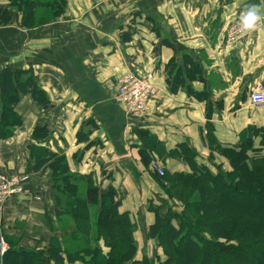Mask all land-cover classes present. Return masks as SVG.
<instances>
[{"label":"crops","instance_id":"obj_1","mask_svg":"<svg viewBox=\"0 0 264 264\" xmlns=\"http://www.w3.org/2000/svg\"><path fill=\"white\" fill-rule=\"evenodd\" d=\"M65 1L63 13L52 23L29 30L14 14L11 24L0 25V70L28 69L51 104L44 108L30 94L22 96L15 107L22 124L0 140V172H32L29 186L34 190L7 201L0 238L9 232L12 245L42 247L52 236H61L49 170L34 171L28 158L30 144L51 150L58 144L71 173L90 175L101 193L114 189L119 210L129 214L140 234L135 237L136 257L153 256L159 250L147 248L153 244L147 237L154 221L149 207L164 211L175 201L158 189L151 162H159L165 172L189 171L184 160L169 153L184 143L197 153V163L213 171L230 170L208 145L205 102L183 88L169 91L170 60L179 65L187 53L198 62L203 80L189 83L195 91L209 93L215 142L237 148L248 126H264V105L248 103L251 90L264 86V25L235 44L225 42L224 31L241 9L256 5L264 14V0ZM0 8H8V1L0 0ZM129 70L153 72L160 90L144 118L129 117L113 99L118 79ZM89 120L94 127L86 124ZM38 124L51 130L44 143L32 138ZM81 127L89 130L91 144L77 141ZM144 132L151 136L143 147L148 165L139 151ZM124 156L130 160L121 161Z\"/></svg>","mask_w":264,"mask_h":264},{"label":"trees","instance_id":"obj_2","mask_svg":"<svg viewBox=\"0 0 264 264\" xmlns=\"http://www.w3.org/2000/svg\"><path fill=\"white\" fill-rule=\"evenodd\" d=\"M8 4V8H0V25L11 24L16 14L20 25L30 30L55 21L63 13L66 1L8 0ZM182 58L179 65L170 60L168 89L176 92L183 88L205 102L208 145L228 160L231 169L223 171L218 167L213 171L197 163V153L184 143L169 152L190 168L163 175L170 195L167 198L177 203L175 207L168 203L164 211L149 207L154 221L147 237L156 239L163 253L157 264H264V126H248L241 132L237 148L216 144L209 93L195 91L189 83L203 80L202 70L189 54L184 53ZM31 74L28 69L0 70V140L11 137L22 124L15 108L22 96L30 94L44 108L51 107ZM86 124L95 126L92 120ZM144 133L139 151L144 165H148L150 158L143 147L149 145L144 140L151 136ZM48 135L51 130L47 124L36 125L32 132L38 143L46 142ZM77 141L91 144L89 130L81 127ZM30 145L33 170H49L56 218L66 215L72 217V223L61 233L60 240L50 241L46 250L10 247L3 264H11L7 257H16L18 264H156L145 255L136 257L135 225L127 212L119 210L120 202L112 187L101 193L90 175L70 172L63 153ZM92 210L94 225L90 223ZM103 246L107 247L106 252Z\"/></svg>","mask_w":264,"mask_h":264},{"label":"built area","instance_id":"obj_3","mask_svg":"<svg viewBox=\"0 0 264 264\" xmlns=\"http://www.w3.org/2000/svg\"><path fill=\"white\" fill-rule=\"evenodd\" d=\"M246 9L237 12L235 19L227 24L224 31L225 42L235 44L241 39L251 38L253 33L263 27L264 15L256 27L247 32L241 29V17ZM159 88L154 84V73L151 71H131L122 75L118 81L113 94L115 102L123 108L124 112L131 118H144L150 110V102ZM248 103L256 108L264 105V86L258 85L249 94ZM150 168L155 173L163 176L165 171L157 161H152ZM29 174H15L8 176L0 172V215L5 204L17 195H33L34 190L29 186ZM4 242L0 238V257L4 252Z\"/></svg>","mask_w":264,"mask_h":264},{"label":"rangeland","instance_id":"obj_4","mask_svg":"<svg viewBox=\"0 0 264 264\" xmlns=\"http://www.w3.org/2000/svg\"><path fill=\"white\" fill-rule=\"evenodd\" d=\"M8 1V0H7ZM8 6H9V4H8ZM159 92H160V90H159ZM159 95V93L158 94H155L154 96H153V98H155L156 96H158ZM152 98V99H153ZM51 136V135H50ZM49 135H48V138L50 137ZM52 152H54V153H56V154H62L63 153V151H62V148L60 147V146H58V144L56 145V148L55 149H53V151ZM221 156H223V155H221ZM31 154H30V149H29V161L31 162V164L33 165V161H32V159H31ZM224 157V156H223ZM225 158V157H224ZM226 159V158H225ZM227 160V159H226ZM227 162H228V160H227ZM228 165H229V167H230V164H229V162H228ZM230 169H231V167H230ZM44 170H46L45 168H43V169H41L40 171L42 172V171H44ZM8 176H13V175H15V174H29V175H31L32 174V172H30V171H28V170H26V169H23V170H18V171H16V172H5ZM165 173H167V172H165ZM164 173V174H165ZM50 173L48 172V177L50 176L49 175ZM151 176H152V178L154 179V181L158 184V189L165 195V197H168V196H170L169 195V192H168V186H167V183H165L164 181H163V176H161V175H159L158 173H152L151 174ZM49 180H50V183H51V179L49 178ZM53 205H54V198H53ZM180 210H182V204L180 203ZM94 212H93V210L91 211V216H90V223H92V225H94V221H95V218H94V214H93ZM3 216V211L1 212V215H0V217H2ZM68 218L69 219H65L66 221H67V226L65 227L64 226V221H62V219H59V218H56V219H58L57 220V227L59 228V230H60V232L62 233L63 231H67L68 229H66L71 223H72V217H69L68 216ZM151 225V224H150ZM150 227V226H149ZM149 227H148V230H149ZM136 230L137 229H134V231H133V235H135L134 236V240H136L137 238L138 239H140V234H139V232H137L136 234H135V232H136ZM147 230V231H148ZM13 236H11V235H9V232H4V233H2V240H3V242H4V252L2 253V255H1V257H0V264H3V262H4V258H6V257H4V255H5V252H6V250H9V248L10 247H14V248H18V249H25V250H34V251H37V250H46V249H48L49 248V243H50V241L53 239V238H55V236L53 237H51L50 238V241H49V243L48 244H46V245H42V247H40L39 245H35V246H33V247H28V245H26L25 247H20V246H16V245H12L10 242V240H11V238H12ZM135 237H136V239H135ZM57 239H59L60 240V237L59 238H57ZM148 239L149 240H151V242L153 243L152 244V246H150V245H148V249H154V247H155V249L156 248H158L157 246V240L156 239H154V238H151L150 239V237H148ZM6 241H9V242H6ZM137 242V240L135 241V243ZM101 244H103L102 242H101ZM153 245H154V247H153ZM103 248V251L104 252H106L108 249H107V247H105V246H103L102 247ZM154 249V250H155ZM138 250V246H137V243H136V251ZM158 250H159V253H154V255L152 256V254H151V252H150V257L149 258H151V259H154L155 260V263L157 264V262H158V258H160V257H163V253H162V251H161V249L160 248H158ZM159 254V255H158ZM7 261H8V263H11V264H18V259H16V257H7ZM75 263H80V262H78V261H76ZM67 264V263H66ZM74 264V263H73Z\"/></svg>","mask_w":264,"mask_h":264},{"label":"clouds","instance_id":"obj_5","mask_svg":"<svg viewBox=\"0 0 264 264\" xmlns=\"http://www.w3.org/2000/svg\"><path fill=\"white\" fill-rule=\"evenodd\" d=\"M261 10L256 5L249 6L241 17V29L244 32L252 30L262 18Z\"/></svg>","mask_w":264,"mask_h":264},{"label":"water","instance_id":"obj_6","mask_svg":"<svg viewBox=\"0 0 264 264\" xmlns=\"http://www.w3.org/2000/svg\"><path fill=\"white\" fill-rule=\"evenodd\" d=\"M120 159H121V161H125V162L130 160V158L128 156H124Z\"/></svg>","mask_w":264,"mask_h":264}]
</instances>
